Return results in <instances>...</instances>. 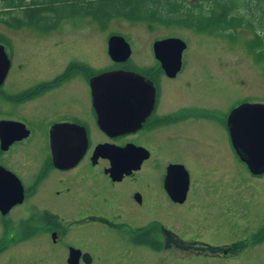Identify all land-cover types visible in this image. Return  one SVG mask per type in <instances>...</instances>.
I'll return each mask as SVG.
<instances>
[{
	"label": "flooded vegetation",
	"instance_id": "flooded-vegetation-1",
	"mask_svg": "<svg viewBox=\"0 0 264 264\" xmlns=\"http://www.w3.org/2000/svg\"><path fill=\"white\" fill-rule=\"evenodd\" d=\"M4 47L9 68L0 83V264L237 261L249 247L264 242V213H251L250 198L246 213L252 217L243 222L252 229L250 240L235 237L212 246L201 205L190 201L195 194L187 166L171 159V149L166 154L157 145L159 137L190 136L186 127L194 132L204 119L219 122L228 135V155L196 135L198 147L181 152L196 162L205 158L203 145L214 148L224 160L241 158L250 182L264 180V169L248 166L242 158L236 132L239 122L253 118L232 115L247 101L224 113L195 101L198 87L186 73L185 49L180 68L169 75L153 47L149 64L133 61L131 55L114 62L108 54L112 66L96 69L91 50L55 45L50 52L41 51L42 71L36 77L16 61L12 44ZM111 70L135 72L144 82L133 93L110 96L94 77ZM158 167H163L161 173H150ZM215 189L220 205L239 209L238 199L221 194L216 181L204 188L203 197L209 200Z\"/></svg>",
	"mask_w": 264,
	"mask_h": 264
},
{
	"label": "rangeland",
	"instance_id": "rangeland-1",
	"mask_svg": "<svg viewBox=\"0 0 264 264\" xmlns=\"http://www.w3.org/2000/svg\"><path fill=\"white\" fill-rule=\"evenodd\" d=\"M189 1L195 3L198 0ZM249 1L250 13L252 12L255 18L258 19L259 14L264 15V0ZM244 2L243 0L240 10L245 12L244 18H247L250 14L246 15L248 8ZM57 24L56 27L44 32L30 28L9 29L0 26V33L6 35L8 45L12 44V50L17 57L16 61L28 69L30 76L38 77L42 71L41 51L49 50L50 52L51 47L55 45H72L80 50L86 48L91 50L93 65L98 69L112 66L107 53V38L111 34L122 35L130 44L131 59L145 64L153 60L152 43L155 40L179 37L186 43L183 52L186 73L189 77H194L198 84L195 85L198 88L193 96L195 101L207 107H216L222 113L241 100L264 102V62H257L250 48L248 49L247 42L253 38V32L245 24L238 26L234 35H213L174 23L165 25L154 23L150 27L146 22L123 17L107 21L104 27L89 16L62 19ZM255 24L258 25V23ZM257 30L260 29L257 28ZM29 82L32 81L29 80ZM191 122L192 120H189L186 123L189 125ZM219 125V122L214 123L204 119L198 127L194 128V132L191 126L186 127L192 133L190 136L174 137L171 141H166L164 137L155 139H159L160 142H157V145L166 154L170 152V149L172 150L171 159L181 161L187 166L191 176V195L195 194L190 197V201L201 205L198 208L201 211L199 212L201 217L205 220V237L212 246L235 237L238 239L248 237L250 240L249 233L252 229L244 228L243 222L248 221L252 214L264 213V180L257 184L250 182L252 175L241 158L231 157L224 160L220 153H214L216 149H220L221 153L227 155L230 152L226 129ZM178 129L185 131L184 126H179ZM194 135L199 136L203 141L215 143L218 148L203 145L201 150L205 158L191 162L186 157L187 153L181 150L187 146L198 147L199 144L193 138ZM40 156L41 149L37 148L36 157ZM191 159L194 161V157ZM162 169L163 167L153 168L150 173L157 175ZM224 176L227 180L223 179ZM213 181H216L221 194L228 193L238 199L239 209L233 212L231 208L220 205L222 198L216 189L209 200L203 197L204 188ZM247 184L253 185V189ZM250 198L254 202V208L250 209L252 214L246 213V204L247 201H251ZM48 203L57 205L53 199L48 200ZM246 254L242 256V259L239 257L237 261L196 258L195 261L185 264H264V242L249 247Z\"/></svg>",
	"mask_w": 264,
	"mask_h": 264
},
{
	"label": "trees",
	"instance_id": "trees-1",
	"mask_svg": "<svg viewBox=\"0 0 264 264\" xmlns=\"http://www.w3.org/2000/svg\"><path fill=\"white\" fill-rule=\"evenodd\" d=\"M244 1L246 15L250 14L247 18L240 10L243 0H0V26L44 32L62 19L77 16H89L101 27L111 19L123 17L146 22L150 27L154 23H174L208 34L234 35L237 27L245 24L253 32L248 49L257 62H264V15L255 18L249 10L250 1ZM0 43L8 45L3 33Z\"/></svg>",
	"mask_w": 264,
	"mask_h": 264
},
{
	"label": "water",
	"instance_id": "water-1",
	"mask_svg": "<svg viewBox=\"0 0 264 264\" xmlns=\"http://www.w3.org/2000/svg\"><path fill=\"white\" fill-rule=\"evenodd\" d=\"M155 57L161 62L163 69L174 75L181 66V53L186 43L179 37H166L157 39L152 43ZM107 52L114 62L126 61L131 55L130 44L119 34H111L107 39ZM9 68V58L5 47L0 43V83ZM97 85H102L110 96L133 93L134 86L144 82V78L131 71L111 70L94 77ZM233 116L252 117V122H239L236 129L238 141L242 150V158L248 166L262 167L264 169V103H242L232 113ZM243 115V116H242ZM247 119V117H245ZM54 157H57L53 150ZM187 184L181 187L185 192Z\"/></svg>",
	"mask_w": 264,
	"mask_h": 264
}]
</instances>
